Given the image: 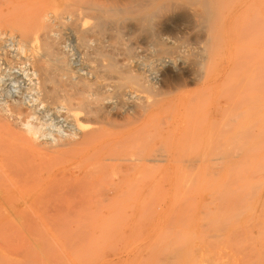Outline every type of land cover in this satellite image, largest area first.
Returning <instances> with one entry per match:
<instances>
[{"label":"rangeland","instance_id":"1","mask_svg":"<svg viewBox=\"0 0 264 264\" xmlns=\"http://www.w3.org/2000/svg\"><path fill=\"white\" fill-rule=\"evenodd\" d=\"M126 1L124 0V3ZM134 2L137 1L134 0ZM117 3L122 5L123 0L120 2L118 0ZM165 5L166 9L153 19L152 26L142 24L144 28L139 26L135 20V22L127 21V25L131 26V30L128 32L123 28L127 25L121 26L122 22L119 21L116 26L114 25L115 30L112 31L113 26H111L109 31L112 32L108 33L109 31H107V34H104V38L110 36L107 38L108 40L102 39V43L105 44L102 46L104 45L106 51L113 52L114 59L118 64L128 62L125 59L124 47L131 45L134 59L130 61V65L145 71H148L150 67L157 69L156 82L165 94L158 98L151 90H146L139 93L138 103L154 104L155 101H158L157 99H160L162 104L159 107L162 108L153 111L151 116L156 114L153 119L149 117L143 122H135L137 127L134 125L133 130L131 129L133 126L128 127L123 133L127 134L129 130L131 132L128 136L126 135L125 140L122 135L118 136H122L123 139L122 137L118 138L117 135L114 139L112 136L111 140L123 145L124 150L121 146L117 147L121 148V152L127 154V157L121 156L123 153L120 152L121 155L116 154L118 149L112 145L116 146L117 144L114 141L111 144L110 140L107 142L110 136L101 133V140L104 142L105 139V142L110 143L104 142L105 147L110 145L107 148L99 146V143L103 144L100 140L96 144L100 148L97 153L102 152L106 158L104 160L102 154H100V158H97L98 161L99 159L104 160H100L102 164H105H103L104 166L100 164L101 162L97 163L94 156H91L92 159L89 156V160L86 155L91 151L89 152V147L86 146V150L82 148L85 153L81 151V155L78 154L79 156L77 155L76 158L74 156H60L61 158L57 156L60 161L61 159L65 161H62L61 164L57 160L61 167L56 164V168L60 167L62 170L54 168L56 171L58 170L54 171V174L53 170L50 171L51 174L47 172V166H51L55 160V158H50L51 161H48L50 164L47 162L48 165H46L47 171L46 168H42V170L44 169L42 174L40 168V176L38 175L40 179L38 177L35 179V176L39 174L35 170L34 172L37 174L34 176L33 172L35 180L32 178L34 181H31V184L28 182L30 186L26 182L27 180L23 179L28 186L25 185L24 189L22 187V191L19 187L21 184L16 188H10V190L6 188L10 194L8 197L5 188L1 189L0 195L3 193L6 197L1 195L0 207H7L10 206V203H14L11 206H15L18 213L24 209L23 212L26 210L31 219H27L25 216L20 219V216L14 220L13 217L12 220L11 217L5 220V217H1L0 264H264V0H166ZM91 22L90 20L89 23ZM117 27L119 29L121 27L120 31L122 30L123 33L118 31ZM163 27L170 29V32H163V38L176 37L178 39L179 37L177 41L179 55L176 56V53L172 54V57L170 55H155L154 51L157 48H155L154 37ZM120 34L123 37L119 42ZM65 35L60 37L59 50L65 55L64 58L68 60L71 68L77 71V69L85 67V58L81 56L82 48H78L80 45L77 44L74 36H69L72 35L71 33L67 32ZM114 36L117 39H113ZM9 44L7 49L11 48L10 52L14 50V55L15 48L10 41L7 45ZM93 44L89 42L88 46L93 47ZM166 44L170 45L167 41ZM183 51L184 53H182ZM162 58L168 62L164 66H158L159 59ZM148 60L150 62H146ZM8 70L9 72L4 70V74L0 75V103L18 101L25 105L27 103L28 106L34 103L33 106H35L37 103L34 101L37 93L34 90L36 95L31 92L34 82L29 84L25 75V73L29 74V71L24 73L22 69L20 71L19 67ZM172 76H179L180 81L176 86H173L171 82ZM4 90L7 93H4ZM133 104L137 105V102ZM108 105L112 106V104ZM37 109L35 117L39 118V123L44 124L43 126L40 124L43 127L42 130H46V132L48 130V137L54 136L53 138L45 136L47 141H54L57 136L54 134H58L57 138L59 136L69 137L72 128L71 124L63 120L61 116L64 111L48 110V112L45 107ZM141 127L142 129H139ZM146 127L153 129L149 128L147 134L146 129L148 128ZM57 130L60 132L58 133ZM137 131L140 132L137 133ZM155 132L158 134H154ZM140 134L142 135L140 136ZM152 134L155 135V138ZM106 135L107 137H105ZM138 136L142 142H139ZM146 137L148 138L146 139ZM130 138H132L131 141ZM135 139L137 144L134 145L139 146L138 148L133 145ZM146 142H149L148 145H145ZM127 146H134L138 152L135 150L132 152L131 150L134 148ZM101 148L104 149V152ZM97 153L96 157H98ZM137 153L138 158L135 155ZM108 155H111L109 159H107ZM68 157L70 162L66 160ZM84 158L86 163L88 162L86 166L91 168L87 169L85 165L80 166L81 161L84 162ZM142 159L143 163L140 162ZM126 160L130 162L127 161V163ZM76 161H79L80 165ZM138 162L140 163L139 169L136 167ZM131 163L136 165V170ZM77 165L83 171L82 174L77 175V178H68L62 175L64 173L59 174L61 171L63 172V169H65V173L70 172L66 170L73 171ZM52 166L54 167L53 164ZM102 166L103 168L100 170L99 168ZM126 169L130 171V177L129 179L121 177L124 179L122 180L124 182L122 191L125 194L129 193L132 197L131 205H126L122 200L112 205L108 201L109 205L106 200L110 198L108 193L113 187L112 185L116 184L117 175L122 174ZM77 170H79L78 167L75 172ZM88 170H90L89 173L86 172ZM161 170L163 171L161 172ZM100 171H103L101 172L103 174ZM45 172L49 173L47 175L49 179ZM159 173L162 177L158 175ZM56 174L61 176V180L58 181L56 178L52 181L50 177L55 178ZM58 175L56 177H59ZM85 175L89 180L83 178ZM28 176H24V178L27 179ZM31 177H29L30 180H32ZM65 177L68 180L71 179L68 185L69 189L71 185L73 188L71 187L70 192L76 189L72 196L67 193L69 189L67 190L66 186L62 187L67 180ZM80 177L83 178L81 181L84 183L80 181ZM37 180L42 185L39 184L38 187L33 185ZM43 180H45V185L42 183ZM50 180L56 184L53 185ZM77 180L81 182L80 186H78ZM143 180L145 181L142 183ZM21 182L24 184L22 180ZM46 182H49L53 188L51 189ZM158 184L159 187H156ZM43 185L50 189L46 187L48 191H45ZM88 185L91 194L89 191L87 192ZM153 185L154 187H151ZM60 186L65 189L62 190ZM27 187L26 190L29 192L25 190ZM57 188L60 189V193ZM78 188L83 192V195L84 192L85 195L89 193L88 198L87 195H84L86 197L84 200V197L78 193L81 191L77 192ZM40 190L44 194H39ZM12 191L13 193H11ZM123 192L122 195H125ZM65 193L72 197V201H69L71 198L70 196L67 198ZM60 194L65 197H61ZM104 194L106 197L103 198ZM22 195L24 196L22 197ZM45 195L49 200L45 199ZM57 195L60 196L58 197L60 201ZM77 196L81 199L83 197L84 204L90 202V205L88 203L83 208V204L76 203L83 202ZM94 196L98 198H94ZM34 197L37 198L35 201ZM152 197L154 198L152 199ZM102 198L104 201L106 200L105 203L101 200ZM62 200L68 201L65 203H68L66 209L69 212L77 211L81 217H84L85 214V221L81 218L63 221H51L45 217L37 219L36 215H41L42 210L44 214L52 212L54 210L52 207H56V202L59 204L63 202ZM47 201L49 202L48 208L52 205L50 209L46 208ZM46 202L47 204H45ZM70 202L76 203L75 207L80 204L82 209L75 208ZM54 203L55 206H53ZM104 204H107L108 208L103 209L106 206ZM113 205L115 207H111V209L110 206ZM88 208H90L91 214H86ZM78 209L87 210L85 213L83 210L82 215L79 214L81 210ZM9 210L6 213L13 211ZM101 210L103 214L108 212L109 215L113 214L112 217L95 218L94 220L93 214L102 213ZM88 214L90 217L92 216V220H86ZM114 214L118 216H116L117 219ZM32 216H36V219Z\"/></svg>","mask_w":264,"mask_h":264},{"label":"bare ground","instance_id":"2","mask_svg":"<svg viewBox=\"0 0 264 264\" xmlns=\"http://www.w3.org/2000/svg\"><path fill=\"white\" fill-rule=\"evenodd\" d=\"M117 1L118 0H0V75L4 72V70H7L9 72L8 69L12 70L13 67H19L20 71L22 69V72H24V73H25V71H29V74L25 73V75L29 80V84L34 82L33 86L31 87V90H32L31 92L34 93V91H36L35 93H37L36 100L34 101L37 103L35 106H33L34 103L33 104L30 103L32 105L28 106L27 103L25 105V104H22L18 101H16V102L15 101H10V102H4L3 101V103H0V190L4 189V188H5L4 189L5 191H6V188H9V190H10V188L11 189L16 188L17 186H19L21 184L19 187H21V191H22L24 189L25 185L28 186V184L31 181H34L35 179L39 178L38 175L40 176V172H41L40 168H41V170H42V168H46V165H48L47 162L49 160L51 161L52 158H55L54 162H52L54 167L51 164V166L50 165H49V167L47 166L48 171H47V168L45 170L47 172H50L53 170L52 171V173H53L54 171H56L55 169L59 170V168L61 167V165H59L58 163L60 162L62 164V161H65L63 159H61V161H60V159H59V158H61L60 156H74V158H76V156L78 154L81 155V153H80L81 151L83 153H85V150L87 148L86 146H88L90 149V150L88 149V151L89 152L91 151L90 154L86 151V154L88 153L86 156L87 157L94 156L97 163L101 162L100 160H102V159H99V161H98L97 158H100L99 156H100V154H102V152H100V154L97 153L100 148H98V145H96L98 140H100L103 144L105 142V139H104V142L101 140L102 139L100 137L101 133L108 134L111 137V138L109 137V139L107 141V142H109V140H110L111 144L114 141V140H111L112 136L115 139V137H117L118 135H122L124 137V139L122 136H120V137L118 136V138L122 137V139L125 140L127 138L128 134L131 132L129 130V133H127V134L123 133V132H126L128 127L131 128L133 126V128H131L133 130L135 128L134 127V125L136 124L135 122H138V121L143 122L147 118H149V117L151 118L152 117L151 114L154 113L153 111L158 110V108H159V110L162 108V107L161 108L159 107L162 104V100H160V99H157L158 101H155L154 104L153 103L149 104V102H139L138 103V101H139L138 95H139V93H141L143 91L151 90L155 94V96H157L158 98L165 94L160 89V87H158V83L156 82V76H157V72H158L157 69L155 67L154 68L150 67V69L148 71H145L142 68H141L142 70L138 69V68L136 69L132 65H130L131 64L130 61H132L134 59V53H133L131 45L124 47L125 48V50H124L125 59L128 62L125 64H118L117 60L114 59V56L112 54L113 52H111V51L109 52V51H106V49H104L105 44L102 43V39L105 36L104 34L110 30L111 26H113V28H111L112 31L115 30L114 25L116 26V24H118L117 22H119V21L122 22V23L120 22L122 25L119 24L121 26H123L124 24L127 25L128 24L127 21L130 22V21H134V20L138 23L139 26L140 25L142 27L147 26V25L149 27H150V25L152 26L153 19L155 17L157 18V16L162 11H164L166 9V5H165L166 0H136L137 2H134V0L133 1L127 0L125 3L123 0L122 5H121V3L120 4L117 3ZM119 2H120V0H119ZM90 20L92 21L91 23H89ZM142 24H145V25L143 26ZM123 28L128 30V32L131 30V26H129V25H127ZM120 29H121V27H120ZM120 29L118 31H120ZM169 30H170L169 28L163 27L162 30H160L155 35V37H154L156 40L155 41V46H156L155 48H157V49H155V51L153 50L154 53H156L155 55H160V56H162V55L163 56H165V55L169 56L170 55L171 57H172V54L175 55L174 53H176V56L179 55L180 50L178 49V46H177L178 45L177 41H178L179 37L177 39L176 37H165V38H163V36H162L163 32H166ZM112 31H109L108 33L112 32ZM67 32L72 34L69 36L75 37V39L77 40V44L80 45V46H78V48L79 47L82 48V49L81 48L80 49L82 50L81 52H83V53H81L82 55L81 54L80 55L83 56L82 58H85L84 59L85 67L83 66L80 69H77V71H74L75 69L73 70L71 68L70 64L68 63V60L64 58L65 55H63L59 50V46H61L60 45V37L62 35L64 36L65 34H67ZM120 32L123 33L122 30ZM121 35L122 34H120V36ZM117 36L119 37V34H117ZM65 37H66V35H65ZM108 37H110V36H108ZM122 37L123 36H121L120 39L118 38V41L119 40L121 41ZM107 38H104V39H107ZM114 38H116V36H114L113 39ZM126 39L128 40V38H126ZM9 41L12 43L11 45L15 48L14 55H13L14 50L12 52H10L12 49L11 48H9V50L7 49L8 46H10V44L7 45V43H9ZM166 41L170 45L166 44ZM89 42L94 43L93 44L94 46L93 47L88 46ZM102 44H104V45L102 46ZM132 46H133V44H132ZM76 48H77V46H76ZM62 50H63V48H62ZM182 53H184V51ZM152 57H153V55H152ZM136 60H137V58H136ZM149 60L146 62H150ZM165 60L163 58L159 59V63L157 62L158 66H164L165 63L168 62ZM84 62H82V64ZM141 62H143V61H141ZM143 63H145V62H143ZM11 70H10V72H11ZM8 75H9V73H8ZM159 76H160V74H159ZM170 79H171V82L173 83V86L174 85L176 86L180 81L179 76L178 77L172 76ZM16 80H17V78H16ZM29 87L30 86H28V88ZM4 93H7V92L5 91ZM35 93H34V95H36ZM4 98H6V97H4ZM31 100H32V98H31ZM6 101H8V100L6 99ZM134 102H137V105H134L133 104ZM107 104H112V106L111 105H110L111 107L109 105L107 106ZM38 107L39 108L45 107V108H47V111L48 110L49 111L50 110H52V111L53 110H55V111L61 110L62 112L64 111L63 114H61V116L63 117V120L68 121L69 124H71V128H72L71 129L72 133L68 132V133H70L69 137L64 136L65 138L64 137L62 138L59 136V138H57L58 134H54V135H57L56 139L54 141H47L46 138L48 137V134H49L48 130H47V132H46V130L43 131L42 126L44 124L42 125L41 123H39V118L35 117L36 116V109ZM155 115H153V117H155ZM153 117H152V119H153ZM45 120H46V118H45ZM52 123H54V122L52 121ZM48 125L49 124H47V126ZM49 128H51V127H49ZM146 128H148V127H146ZM149 128L151 129V127H149ZM149 128L146 129L147 134L149 133L148 132V130H150ZM139 129H142V127ZM139 129H136V130H139ZM161 130H160V133H161ZM141 131H143V130H141ZM156 131H157V129H156ZM57 132H58V130H57ZM139 132L137 131V133H139ZM68 133H66V136H68ZM154 134H158V133L155 132ZM154 134H152V135L155 138ZM132 135H133V133H132ZM141 135L142 134H140V136ZM45 136H47V137H45ZM157 136H160V135H157ZM50 137H48V138H50ZM53 137H51V138H53ZM105 137H107V135ZM147 138L148 137H146V139ZM128 139H129V137H128ZM131 139L132 138H130V141H131ZM139 139L140 138L138 136V140ZM158 139H160V138L158 137ZM107 142H105V143H107ZM139 142H142V140H139ZM115 143L117 145L115 146V144H114L112 146H114L115 148L118 149V147L121 146V145H119L120 142H115ZM148 143L145 145H148ZM103 144L99 143V146L102 145V146H104V148H107L110 146V145L109 146L107 145V147H105L106 144H104V145ZM107 144H110V143H107ZM134 144H137L136 139H135V142L133 143V145ZM134 146L136 147L137 145H134ZM134 146L133 147L129 146V147L134 148ZM114 147H111V148H114ZM122 147H123V145L121 146V148ZM127 147H126V149L129 148V147L128 148ZM138 147H136V148H138ZM82 148H84L85 150H82ZM121 148L118 149V153H116V154L121 155L120 153H123L121 156L125 155L124 157H127L128 156L127 154H125L124 152H121L122 150H124L123 149L124 147L122 148V150H121ZM136 148L132 149L131 151L133 152ZM145 148H144V150H145ZM101 150L103 151L104 149L101 148ZM137 150H135V151H137ZM96 153L98 154L97 155L98 157L95 156ZM116 154H114V155L117 156ZM140 154H142V153H140ZM135 155H137L136 157L138 158V153ZM57 156H59V158ZM102 156H103V154H102ZM110 156L108 155L107 159H109ZM132 156L134 157V154ZM90 157H89V160H90ZM124 157H123V159H124ZM92 158L93 157H91V159ZM141 158H142V156H141ZM147 158H149V157H147ZM80 159H82V158H80ZM57 160L59 162H57ZM66 160H68L70 162L69 157ZM83 160H84L85 164L83 161H81V163L79 161H76V162H77V164L79 162L81 165L80 164H78V165H80L81 167H82V165L86 166V164L88 162L86 163L85 158ZM104 160H106V158ZM104 160H102V161H104ZM111 160H112V158H111ZM134 160H135V158H134ZM136 160L139 161L138 159H136ZM127 161L128 160H126V162ZM142 161H143V159L140 162H142ZM160 161H158V162H160ZM128 162H130V161H128ZM48 163L50 164V162H48ZM111 163H113V162H111ZM144 163H146V162H144ZM56 164H57V166L59 165L60 167L56 168L57 167ZM100 164L103 165L104 163L102 164V162H101ZM108 164H109V166H112V165H110V163H107V165ZM133 164L131 163L132 167L135 168V170L137 169L136 167H138V169H139V167H140L139 162H138V164H136L138 166L135 165L136 167ZM37 165L39 166L38 167L39 169L37 168ZM66 165H68V164H66ZM78 165L76 167L73 166V167H75V170L77 167L79 168V170H77V172H75V170L71 171V169H70V170H66V171H70V172L65 173L64 172L65 169H63V172L61 171L59 174L64 173L62 175L66 176L68 178L69 177L77 178V175H80L83 172V171H81L82 168H80ZM90 166H91V164H90ZM103 166L100 167L99 169L101 170V168H103ZM52 167H53V169H52ZM62 167L64 168L63 165H62ZM93 167L95 168V166H92V168ZM89 168H91V167H89ZM89 168L87 167V169H89ZM72 169H74V168H72ZM96 169H97V171H99V169L97 167H96ZM106 169H108V168H106ZM34 170L36 172L40 171L39 174L34 172ZM90 170H92V169H90ZM90 170H88L86 172L89 173ZM147 170H148V168H147ZM163 170H164V165H163ZM163 170H161V172ZM43 171H44V169L41 172L42 174H43ZM101 172H103V171H100V173ZM104 173H105V170H104ZM129 173H130V171L128 169H126L125 171H123L122 174L117 175L116 184L112 183L113 187L111 188V190L108 193L110 198H107V199L105 198L107 200V202L108 201L111 202V205L115 204V203H119L120 200L124 201V203L126 205H131L132 197L129 195V193L125 194L122 191V187L124 185V182L122 180H124V179L121 178V177H124L126 179H129V177H130ZM33 174H34V176L37 174L35 176L36 177L35 179L33 178ZM45 174H46V177H47V175H49V173L47 174L46 172H45ZM50 174H51V172H50ZM101 174H103V173H101ZM28 175H30V176H28ZM56 175H58V174H56ZM56 175H55V178L50 177V179L52 181L56 178L58 181L61 180V176L58 175L60 177V179H58L59 177H56ZM158 175H160V173ZM24 176H28L27 179H25ZM94 176H95V174H94ZM94 176H93V178H94ZM107 176H109V174H107ZM147 176H148V174H147ZM29 177H31V179L33 178L34 180L33 179L30 180ZM66 177H65V179H67ZM82 177H80L81 179L79 178L80 181L83 180V178L84 179L87 178L86 175H85V177H83V178ZM47 178L49 179V177H47ZM23 179L27 180L26 182L27 183L29 182V183L25 184ZM21 180L24 182V184H22ZM62 180H63V178H62ZM52 181H51V183H53ZM69 181H71V179L65 180L66 183H64V184L63 183H60V184H63L62 187L66 186V189L68 190L69 189V185H68ZM72 181H73V179H72ZM80 181H78V186H80L79 183L82 182V181L81 182ZM144 181L145 180H143L142 183ZM159 181H161V179H159ZM35 182H36L35 184H33V182H32V184L35 186L40 184V183H38L39 180H37ZM105 182H106V180H105ZM152 182H153V180H152ZM156 182L157 181L155 180V183ZM42 183L44 184L45 180H43ZM82 183H84V182H82ZM30 184H29V186H30ZM47 184L49 185V182ZM55 184L53 183V185H55ZM96 184H98V183H96ZM152 184H154V183H152ZM22 185H24V186H22ZM40 185H42V184H40ZM76 185H74V186L77 187ZM93 185H94V183H93ZM67 186H68V188H67ZM157 186L159 187V184L156 185V187ZM22 187H23V189H22ZM44 187L43 188L45 189V191L47 190V188L48 189L53 188L50 185H49L50 188L47 186H44ZM60 187H58V188H60ZM71 187L73 188V185L70 186V189H72ZM85 187H86V185H85ZM88 187H89V185H88ZM131 187H133V186H131ZM151 187H154V185ZM39 188H41V187H39ZM91 188H92V186H91ZM95 188H96V186H95ZM26 189H28V187L25 188V190ZM34 189L39 190L37 188H34ZM34 189H33V191H34ZM44 189H43V191H44ZM64 189H65V187L62 188V190H64ZM70 189H69V192H70ZM132 189H134V188H132ZM74 190H76V189H74ZM74 190L70 193L67 191V193L71 194V196H72V193L74 192ZM79 190L80 189L78 188L77 192ZM90 190L91 189L89 187L87 189V192L89 191V193H90ZM127 190H128V186H127ZM26 191L29 192L28 190H26ZM59 191H60V189H58V193H60ZM134 191H135V189H134ZM41 192H42V190H40L39 194H41V195L44 194ZM122 192L125 195H122ZM5 193L8 194V191H6ZM9 193H10V191H9ZM11 193H13V191ZM34 193H35V191H34ZM37 193H38V191H37ZM78 193H80V195H82L83 197L85 195V192L83 195L82 191L78 192ZM97 193H98V191H97ZM31 194H29V195H31ZM63 194H64V192H63ZM68 194L65 193L67 198H69V196H70V195L68 196ZM88 194L86 193L87 198H88ZM1 195H2V197H6V196L9 197L10 194L4 196L2 193ZM1 195H0V197H1ZM46 195H45V199L47 197ZM65 195L64 196L61 195V197H65ZM92 195H90V196L92 197ZM100 195H101V193H100ZM13 196H14V194H13ZM23 196L24 195H22V197ZM71 196H70L71 200H69V201H72ZM104 196H105V194L103 195V198H104ZM58 197H60V196L57 195V198ZM83 197H82V199L80 197H78V199L80 198L81 200H83ZM95 197H97V196H94V198ZM35 198L36 197L33 198L34 201L37 199V198L36 199ZM67 198H65V199H67ZM85 198L86 197H84V200H85ZM99 198H100V196H99ZM103 198L101 200H103V202L105 203L106 200L104 201ZM148 198L150 199V197H148ZM153 198L154 197H152V199ZM6 199H8V198H6ZM11 199H14V198L11 197ZM11 199H8V200H11ZM17 199H19V198H17ZM46 200H49V199H46ZM58 200H59V198H58ZM84 200L82 203L79 200H78L79 202H76L74 200H73V202L83 204L82 207L84 205H88V203L90 205V202H86L87 204H84V202H85ZM92 200H91V202H92ZM38 201L40 202V200H38ZM55 201H56V199H55ZM47 202L45 204H47ZM65 202H68V201H63L59 204L56 202V207H52V205L50 203L52 209L54 208V210L52 212L49 210L50 212L48 211L49 213H46V214H44V211L42 210L43 215L42 214L36 215L37 219L39 217H45V219H51V221L52 220H62L63 221L66 219L67 220L68 219L78 220L79 218H81V219H84L83 221H85V218H84L85 214L84 215L82 214V211L84 209L81 210L82 208H81L80 204H79L80 207H78L79 205H77V207H75L76 203L70 202V203H72L71 205L75 204L74 205L75 208H81L80 209L81 211L78 209L81 212L79 214H82L84 217H81L80 215H78L77 211L75 213H73V211L69 212L68 209H66L68 203H65ZM3 203H6V202L3 201ZM155 203H157V202H155ZM13 204L10 203V206ZM38 204H40V203H38ZM143 204H145V203H143ZM152 204H154V203H152ZM152 204H150V205H152ZM109 205H110V203H109ZM10 206H7V207L4 206L3 208H1L2 206L0 207V219H1V217H5L4 219L6 220V218L11 217V220H12V217H13V220H14V219H17V217L20 218V216H21L20 219H22V216H25L27 219L28 218L31 219V217L29 216V214L27 213L26 210H25V212H23L24 211V209H23V211L21 213H18L17 208H15V206L14 207L11 206V208H8ZM48 206H49V202H48V205L46 208L50 209L51 207L48 208ZM53 206H55V203L53 204ZM104 206L105 207L103 209H105L106 207L108 208L107 204H104ZM118 206H120V205H118ZM74 207H72V209ZM88 207H90V206H88ZM97 207H98V205H97ZM111 207H115V206L113 205V206H110V208ZM75 208H74V210H75ZM90 208H88L89 212L86 211L87 210L86 209V210H84L83 213H85V211H86V214L87 213L91 214L90 213L91 211L89 210ZM99 208H100V206H99ZM128 208H130V207L128 206ZM128 208H126V209L128 210ZM150 208H151V206H150ZM9 209H11L13 211H11V213L10 212L6 213V211L7 212L10 211ZM113 210H114V208H113ZM96 211H98L97 208H96ZM93 213H95V212L93 211ZM108 213L103 214V211H102V213H97L96 215L93 214V218L95 220V218L96 219H103V218L112 217L111 215H113V214L109 215ZM19 214H21V215H19ZM89 214L87 215L86 220L87 219L88 220L93 219V218H91L92 216L91 217L89 216ZM31 215H32V213H31ZM114 216H115V214H114ZM35 217L32 216V218L36 219ZM117 217H116V219H117ZM119 217H121V216H119ZM142 219H143V217H142Z\"/></svg>","mask_w":264,"mask_h":264}]
</instances>
